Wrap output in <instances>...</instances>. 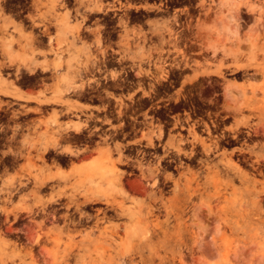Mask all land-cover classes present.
<instances>
[{
    "label": "rangeland",
    "instance_id": "obj_1",
    "mask_svg": "<svg viewBox=\"0 0 264 264\" xmlns=\"http://www.w3.org/2000/svg\"><path fill=\"white\" fill-rule=\"evenodd\" d=\"M206 1L205 15L189 24L203 71L215 68L219 108L232 115L231 144L211 146L192 133L188 147L170 135L169 156L199 157L171 178L159 159L139 163L140 175H122L121 148H96L82 159L103 156L114 169L94 180L97 188L60 162L66 117L50 108L69 107L66 72L90 54L72 45L99 42L98 26L90 42L81 39L99 0H0V264H264V0H216V12L215 0ZM120 25V44L148 42ZM9 145L21 153L14 165ZM44 176L48 184L38 187ZM13 182L20 185L11 189Z\"/></svg>",
    "mask_w": 264,
    "mask_h": 264
},
{
    "label": "flooded vegetation",
    "instance_id": "obj_2",
    "mask_svg": "<svg viewBox=\"0 0 264 264\" xmlns=\"http://www.w3.org/2000/svg\"><path fill=\"white\" fill-rule=\"evenodd\" d=\"M200 1L99 0L101 10L91 11L86 18L89 33H81V39L90 42L92 28L98 26L99 42L72 45L90 54L79 68L66 72L69 107L50 108L66 117L67 146L79 153L71 154L72 159L96 148L120 147L122 175H140L139 163L158 159L166 174L199 162L198 156H169L170 135L188 147L195 146L192 133L206 138L211 146L231 144L234 136L226 131L232 115L229 109L219 108L215 68L203 71L205 61L199 57L204 50L192 39L194 27L189 21L205 15ZM206 4L210 6V0ZM122 19L148 42L120 44ZM169 33L172 40L164 43ZM54 78L49 76V83ZM205 83L212 89L208 97L202 95Z\"/></svg>",
    "mask_w": 264,
    "mask_h": 264
},
{
    "label": "bare ground",
    "instance_id": "obj_3",
    "mask_svg": "<svg viewBox=\"0 0 264 264\" xmlns=\"http://www.w3.org/2000/svg\"><path fill=\"white\" fill-rule=\"evenodd\" d=\"M46 4V3H45ZM101 10V7L99 5H96L94 7H91L89 8V11H99ZM230 17V16H229ZM230 19H232V17H230ZM62 20V19H60ZM47 25V24H46ZM44 23L41 24V27H42V30L44 31V33L46 32V30H48V25L46 26ZM40 27V28H41ZM216 27V26H215ZM218 27V26H217ZM42 31V32H43ZM216 32V30H215ZM218 32V31H217ZM216 32V33H217ZM49 33V32H48ZM215 34V33H214ZM219 34V32H218ZM233 32L232 30L230 31L227 30L226 32V36H227V41L228 43H231L233 40H232V37H233ZM216 36V35H215ZM10 41L11 40H8L6 42H3L1 44V49L4 51V50H8L10 48ZM99 41V40H98ZM217 42V41H216ZM18 45V44H17ZM3 47V48H2ZM5 56V55H4ZM11 62V61H10ZM1 65V64H0ZM19 68H17L18 70ZM20 73V72H19ZM64 80V79H63ZM59 89V88H58ZM63 91V90H62ZM70 128L69 126L61 129V132ZM74 130L78 131L80 129V127L78 125H75L73 127ZM60 132V136L62 135V133ZM17 134V130H12V134L10 135V141H12L14 138H15V135ZM58 145V144H57ZM50 146L52 148H54L56 146L55 143H50ZM47 148V146L45 147ZM62 152H64L63 154H65V156H67L64 160L61 161L60 159V162L62 164H69V165H72L73 166V171L71 172V175H79L81 176L82 178H80V180H86V181H89L91 182V186L92 187H97L99 188L100 187V184H98V182L94 181L96 178H99V179H105V178H108L109 175H112L114 173V169L112 168V166H109L106 162V159L103 157V156H97L95 158H91L89 160H85V159H82L83 155L81 154V156L77 159L75 158V160H80L81 163L79 165H75V160L72 159V155L71 154H74V155H78L79 153H77V151L75 152L74 150L71 149V147L69 146H65V148L62 150ZM80 152V151H78ZM83 152V151H82ZM80 152V153H82ZM6 156H7V162L10 163L11 165H14L19 157H20V151H14L13 149H11V146L9 145L6 152H5ZM84 154V153H83ZM88 154V153H86ZM71 155V157H70ZM85 156V155H84ZM74 157V156H73ZM63 159V158H62ZM58 162V161H57ZM61 164V165H62ZM6 170V169H5ZM19 173V172H18ZM44 175H61L59 172L56 173V174H44ZM51 178L49 176H44L43 178L41 179H38V180H35L34 183L38 185V187H41V186H45L48 184V179ZM112 181H109L108 180V183L106 185V187H104V189L110 187ZM93 183V185H92ZM22 184V182H21ZM20 185V182H13L12 183V187H10L11 189H16L18 186ZM25 185V184H24ZM91 188V187H90ZM2 190V187H0V192ZM1 194V193H0ZM35 213V212H34ZM0 214L3 215V211L0 210ZM1 217V216H0ZM4 217L7 218V215L4 214ZM33 217V216H32Z\"/></svg>",
    "mask_w": 264,
    "mask_h": 264
},
{
    "label": "crops",
    "instance_id": "obj_4",
    "mask_svg": "<svg viewBox=\"0 0 264 264\" xmlns=\"http://www.w3.org/2000/svg\"><path fill=\"white\" fill-rule=\"evenodd\" d=\"M218 3H219V2H218ZM218 3H217V1L215 0V4H214V11H215V12H216V10H217L216 7H217V4H218Z\"/></svg>",
    "mask_w": 264,
    "mask_h": 264
}]
</instances>
